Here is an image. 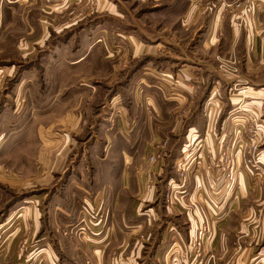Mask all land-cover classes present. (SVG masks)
<instances>
[{
  "label": "crops",
  "instance_id": "crops-1",
  "mask_svg": "<svg viewBox=\"0 0 264 264\" xmlns=\"http://www.w3.org/2000/svg\"><path fill=\"white\" fill-rule=\"evenodd\" d=\"M186 1L177 0L174 7L153 3L155 14H148L147 26H155L162 16L160 26L171 35L176 55L162 73L179 82L172 95L181 102L182 95L203 94L207 107L194 103L187 121L161 122L168 133L179 134L170 136L168 148L174 151H167L164 161L149 163L150 151H145H155L163 128L146 116L137 123L138 115L146 109L157 119L168 117V110L160 112L148 96L141 106L137 99L121 106L120 97L113 95L106 114L114 115V122L106 117L110 127L102 129L98 146L90 152L92 170L77 167L78 179L68 180L63 188L67 201L56 207L62 217L43 220L32 206L28 212L25 190L20 189L24 180L10 179L1 156L0 197L7 194V199L0 200V264H179L169 250L177 243L190 255L203 224L209 228L203 247L205 255L213 254L210 264H264V146L257 167L246 162V151L236 158L230 183H222L213 167L234 136L224 130L230 118L225 116L242 93L232 94L233 84L244 86L243 108L258 110L264 100V0H255L262 8L252 13L233 7L240 0ZM99 7L112 10L107 0H100ZM191 32L196 41L187 46ZM135 43L136 51L141 50ZM233 58L238 60L235 74L218 70L219 59ZM191 81L206 82L204 90L187 89ZM206 108L214 110L207 116ZM259 133L264 141V124ZM196 157L203 159L199 172L189 179L178 176L175 167L186 170ZM257 209L262 210L258 217Z\"/></svg>",
  "mask_w": 264,
  "mask_h": 264
},
{
  "label": "rangeland",
  "instance_id": "rangeland-1",
  "mask_svg": "<svg viewBox=\"0 0 264 264\" xmlns=\"http://www.w3.org/2000/svg\"><path fill=\"white\" fill-rule=\"evenodd\" d=\"M99 1L0 0V160L3 156L11 180L15 177L24 180L20 184L24 188L20 189L25 190L26 210L35 207L41 211L43 220L50 215L64 216L56 208L67 201L63 188L68 180L78 179L77 169L92 170L94 160L90 152L98 146L102 129L110 127L104 122L113 95L120 97L121 106L129 105L131 99H137L141 106L148 96L152 105L160 107V112L168 110L169 118L161 115L162 118L152 119L146 109L136 116L137 123L146 116L163 128L159 132L164 137L157 141L160 144L155 151H145H150L146 157L149 163L164 161L167 151H174L168 148V143L173 142L170 136L179 134L177 130L168 133L166 124L161 122L180 118L187 121L194 103L206 105L203 94L182 95L181 102L172 95L178 90L179 82L173 75L162 73L166 61L176 55L172 39L160 26L162 16L155 26H147L151 20L148 14H155V8L151 9L153 3L174 7L177 0H107L112 7L108 11L101 10ZM192 34L187 46L196 41ZM135 42L142 45L141 50L136 51ZM235 58L219 59L218 70L235 74L238 61ZM172 67L177 68V64ZM201 82L185 85L193 92L201 91L206 83ZM243 87L233 84L232 94L242 93L240 102L225 116L230 118L224 130H230L234 136L228 149L220 151L222 158L213 162L224 184L231 182L238 156L246 151L249 157L246 162L257 167L260 148L264 146L259 133L260 125L264 124V100L259 112L256 107L243 108V100H247ZM93 92L95 96L89 97ZM206 110L208 116L214 109L210 113ZM107 119L113 123L114 115ZM207 120L214 122L212 117ZM130 130L134 132L133 128ZM135 143L134 140L132 144ZM201 160L196 157L188 169L175 167L174 170L178 176L189 179V174L199 172L196 170ZM6 199L5 195L0 197L2 201ZM261 214L262 210L257 209V217ZM200 229L199 233L206 234V242L209 228L203 224ZM194 246L195 243L192 250ZM172 251L179 264H197L188 255L184 260L185 250L177 243L169 253ZM207 253L202 264H210L213 259L209 262Z\"/></svg>",
  "mask_w": 264,
  "mask_h": 264
},
{
  "label": "built area",
  "instance_id": "built-area-1",
  "mask_svg": "<svg viewBox=\"0 0 264 264\" xmlns=\"http://www.w3.org/2000/svg\"><path fill=\"white\" fill-rule=\"evenodd\" d=\"M231 4H226V8H231ZM233 7H240L242 8V13H252L257 10H261V5L260 2H256L255 0H240L239 2L235 3ZM254 150L256 149V146L253 148ZM153 157V156H152ZM257 157V156H256ZM152 159V158H151ZM257 161V158H256ZM250 162V160H249ZM229 165V164H227ZM205 234L201 231L199 233L198 239L195 242V246L193 247L192 253L190 255L188 254L187 251L182 253V257L185 258L184 260L186 261V255L189 256V258L193 261H196L197 264H202V257H205V252L203 250V242H204ZM210 254V253H209ZM213 257V254H210L209 257L207 258L209 261ZM213 260V259H212Z\"/></svg>",
  "mask_w": 264,
  "mask_h": 264
}]
</instances>
